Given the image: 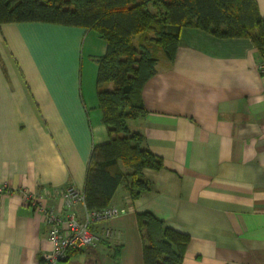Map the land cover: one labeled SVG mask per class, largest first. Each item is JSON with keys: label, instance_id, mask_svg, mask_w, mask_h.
<instances>
[{"label": "crops", "instance_id": "crops-1", "mask_svg": "<svg viewBox=\"0 0 264 264\" xmlns=\"http://www.w3.org/2000/svg\"><path fill=\"white\" fill-rule=\"evenodd\" d=\"M264 16V0H254ZM97 32L46 22L0 23V264L39 262L43 216L29 195L61 211L42 189L83 191L91 149L109 136L96 96ZM250 38L182 27L174 57L159 54L130 127L161 159L150 188L109 201L125 211L111 235L56 264H143L136 213L151 212L188 236L181 264H264V77ZM75 209L82 215V205Z\"/></svg>", "mask_w": 264, "mask_h": 264}, {"label": "trees", "instance_id": "trees-1", "mask_svg": "<svg viewBox=\"0 0 264 264\" xmlns=\"http://www.w3.org/2000/svg\"><path fill=\"white\" fill-rule=\"evenodd\" d=\"M25 21L94 30L106 43L96 58V96L109 140L91 149L82 191L87 209L108 206L120 184L130 198L139 196L150 188L143 170L161 167L143 134L130 125L145 115L143 85L159 54L174 57L182 27L219 38H250L264 60V16L254 0H0V23ZM136 222L143 264L182 263L186 234L149 211L136 213Z\"/></svg>", "mask_w": 264, "mask_h": 264}, {"label": "built area", "instance_id": "built-area-1", "mask_svg": "<svg viewBox=\"0 0 264 264\" xmlns=\"http://www.w3.org/2000/svg\"><path fill=\"white\" fill-rule=\"evenodd\" d=\"M259 74L264 77V60L257 63ZM4 187H0V193ZM60 197L62 199L61 211L52 206L42 205L29 195L28 203L33 209L43 216L47 227V247L42 252V260L45 264H56L64 261L69 253L74 250L94 247L100 240L111 235L109 228L96 230L97 225L110 220L112 217L125 211L123 208L106 206L101 209H87L82 193L74 187L42 189L38 197ZM82 205V215L79 216L75 205Z\"/></svg>", "mask_w": 264, "mask_h": 264}]
</instances>
